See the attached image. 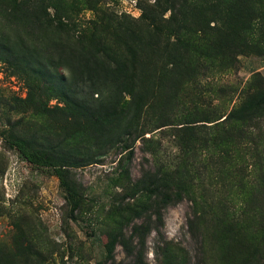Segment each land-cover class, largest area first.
I'll list each match as a JSON object with an SVG mask.
<instances>
[{"label": "rangeland", "instance_id": "obj_1", "mask_svg": "<svg viewBox=\"0 0 264 264\" xmlns=\"http://www.w3.org/2000/svg\"><path fill=\"white\" fill-rule=\"evenodd\" d=\"M83 35L126 57L127 112ZM89 82L104 131L69 117ZM261 89L264 0H0V264H264V108L218 119ZM14 138L76 157L77 207Z\"/></svg>", "mask_w": 264, "mask_h": 264}, {"label": "trees", "instance_id": "obj_2", "mask_svg": "<svg viewBox=\"0 0 264 264\" xmlns=\"http://www.w3.org/2000/svg\"><path fill=\"white\" fill-rule=\"evenodd\" d=\"M81 44H85L89 47L90 55H95V60L99 61L101 66V73L107 77H110L111 83L117 82L114 86L121 89L119 91L121 94H126L129 96V100L123 99L121 110L127 112L130 105L136 106V90L134 89L135 83L131 79L126 78L127 76V63L122 57L120 60L110 57L111 50L106 47L100 40H97L91 36L83 35L81 39ZM124 49L127 52L134 51L133 45H124ZM111 61V62H109ZM88 87L92 88L89 92L91 97L92 94L98 93V99H91L90 101L84 99L81 95V91H76L70 105V116L71 118L77 120V122H83L85 124L97 125L99 131H104L101 129V125L107 121V118L113 116L115 106L104 105L103 97H101V92L97 88L98 83L89 82ZM139 99V96L138 98ZM264 108V89L258 90L242 102L238 104L235 108H232L227 114L221 115L218 119L227 120H246L252 117L260 109ZM47 112H52V109L46 108ZM133 113V111H132ZM126 132H129L127 129ZM101 134V133H99ZM99 137V136H97ZM11 145L19 152V154L31 165L36 167H47L51 168L54 174L59 180V184L65 193L67 201L73 206L77 207L78 198L75 191L69 186L65 178V170L63 168L62 159L68 158V165L77 166L76 157L72 155L71 152H66V155L59 156L52 153H47L42 150L34 149L31 147L30 143L22 138H14L10 140ZM175 198H180L179 193H175ZM172 198L169 194H165L163 198L164 204L168 203ZM115 240V239H114ZM114 240H110L106 245V255L110 257L113 248ZM96 264H100L97 262Z\"/></svg>", "mask_w": 264, "mask_h": 264}]
</instances>
